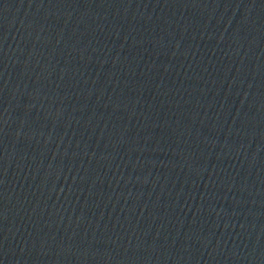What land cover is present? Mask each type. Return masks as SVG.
Listing matches in <instances>:
<instances>
[{"label": "water", "instance_id": "water-1", "mask_svg": "<svg viewBox=\"0 0 264 264\" xmlns=\"http://www.w3.org/2000/svg\"><path fill=\"white\" fill-rule=\"evenodd\" d=\"M0 264H264V0H0Z\"/></svg>", "mask_w": 264, "mask_h": 264}]
</instances>
